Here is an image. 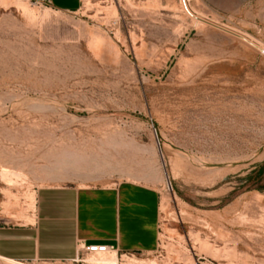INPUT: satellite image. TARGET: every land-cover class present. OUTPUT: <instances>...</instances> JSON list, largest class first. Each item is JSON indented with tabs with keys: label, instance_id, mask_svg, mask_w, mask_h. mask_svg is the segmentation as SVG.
I'll return each mask as SVG.
<instances>
[{
	"label": "rangeland",
	"instance_id": "374dc122",
	"mask_svg": "<svg viewBox=\"0 0 264 264\" xmlns=\"http://www.w3.org/2000/svg\"><path fill=\"white\" fill-rule=\"evenodd\" d=\"M20 1L0 0L5 213L43 187L144 189L157 241L0 264H264V0Z\"/></svg>",
	"mask_w": 264,
	"mask_h": 264
},
{
	"label": "crops",
	"instance_id": "0c3cea01",
	"mask_svg": "<svg viewBox=\"0 0 264 264\" xmlns=\"http://www.w3.org/2000/svg\"><path fill=\"white\" fill-rule=\"evenodd\" d=\"M45 1L64 12L78 11L82 2ZM1 189L0 184V259L74 262L83 241L134 252L156 244V203L144 189L43 187L35 191L34 210L18 217L5 213Z\"/></svg>",
	"mask_w": 264,
	"mask_h": 264
},
{
	"label": "built area",
	"instance_id": "2783aa9c",
	"mask_svg": "<svg viewBox=\"0 0 264 264\" xmlns=\"http://www.w3.org/2000/svg\"><path fill=\"white\" fill-rule=\"evenodd\" d=\"M42 3H44L47 6H51L49 1H45V0H39ZM111 250H113V247L107 246V245H87L86 243H79L78 245V253H77V257L74 260L75 262H80L81 257L84 254H88V255H104L107 254L109 252H111Z\"/></svg>",
	"mask_w": 264,
	"mask_h": 264
},
{
	"label": "bare ground",
	"instance_id": "6f19581e",
	"mask_svg": "<svg viewBox=\"0 0 264 264\" xmlns=\"http://www.w3.org/2000/svg\"><path fill=\"white\" fill-rule=\"evenodd\" d=\"M2 4L4 5V6H15L17 9H20V10H22L23 12H25V14H29L30 13V6H26V4H23L20 0L18 1V0H15V1H13V0H2ZM6 172V171H5ZM6 173H8V172H6ZM15 173V172H14ZM1 174V173H0ZM4 174V176H5V173H3ZM10 175V176H9ZM11 175L12 174H8V176L10 177V178H12L11 177ZM14 175V174H13ZM15 176V175H14ZM2 177V176H1ZM19 177V176H18ZM22 177V176H21ZM20 177V178H21ZM10 178H9V180H10ZM5 180H6V178H5ZM8 180V179H7ZM20 180V179H19ZM12 181V180H11ZM11 181H9V182H11ZM115 254V253H114ZM107 260H109V258H107ZM133 261V260H132ZM104 262V261H103ZM110 262H111V260H110ZM131 263V262H130ZM135 263V262H134Z\"/></svg>",
	"mask_w": 264,
	"mask_h": 264
}]
</instances>
